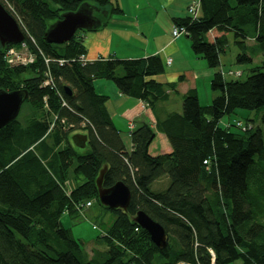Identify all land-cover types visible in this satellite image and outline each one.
I'll return each mask as SVG.
<instances>
[{"label": "trees", "instance_id": "obj_1", "mask_svg": "<svg viewBox=\"0 0 264 264\" xmlns=\"http://www.w3.org/2000/svg\"><path fill=\"white\" fill-rule=\"evenodd\" d=\"M0 2L37 56L34 64L10 66L5 54L12 46L0 47V90L27 92L32 110L27 125L17 118L0 130V264H96L97 254L89 259L61 218L99 202L96 180L105 166L103 187L123 182L131 201L127 211L106 208L116 217L100 238L107 246L100 264H264L263 134L253 132L251 120H239L251 125L247 131L236 123L220 126L239 109L264 107V0H201L199 18L176 21L187 29L193 52L216 71L211 88L217 96L201 106L189 90L183 113L157 123L169 154L151 152L156 130L149 125L131 133L128 152L107 111L108 97L95 91L96 80H111L121 94L154 109L175 90L154 79L166 70L158 55L88 60L84 34L122 13L113 0ZM82 5L94 8L99 26L67 44L46 43L48 28ZM228 34L240 50L238 63H259L244 80L241 72L228 80L221 70ZM260 120L264 125V112ZM78 131L88 136L85 149L70 141ZM165 177L168 187L155 189ZM139 211L165 229L166 248L134 222Z\"/></svg>", "mask_w": 264, "mask_h": 264}, {"label": "crops", "instance_id": "obj_2", "mask_svg": "<svg viewBox=\"0 0 264 264\" xmlns=\"http://www.w3.org/2000/svg\"><path fill=\"white\" fill-rule=\"evenodd\" d=\"M192 1L113 0V4L118 6L122 13L113 16L109 25L97 32L84 34V46L89 61L141 59L158 55L166 70L154 79L163 85L175 86V90L167 91V100L158 102L154 109H150L142 101L121 94L109 80L94 82L96 93L108 97L107 111L128 152L132 151V132L143 125H149L156 130L157 123L164 120L168 114L183 113V96L189 90H196L203 106L200 83L204 84L207 96V105L204 106H209L217 96L211 88L216 71L209 68L207 62L193 52L187 36L174 38L172 35L176 21L188 17V8ZM25 41L12 46L18 48ZM188 83L190 86L185 87ZM76 134L86 135L84 131L75 132ZM150 150L157 154L172 152L168 139L158 130ZM168 185L169 179L165 177L155 182L153 187L164 190Z\"/></svg>", "mask_w": 264, "mask_h": 264}, {"label": "water", "instance_id": "obj_3", "mask_svg": "<svg viewBox=\"0 0 264 264\" xmlns=\"http://www.w3.org/2000/svg\"><path fill=\"white\" fill-rule=\"evenodd\" d=\"M99 24L94 8L82 5L76 12L65 13L62 19L50 26L44 35V41L48 44H67L75 38L79 31L94 30ZM24 41L25 36L18 23L0 2V47L4 49L9 45H17ZM65 91L71 95L69 89H65ZM28 98L29 95L25 91L0 90V130L18 118L22 106ZM72 140L75 146L84 149L88 136L76 134ZM107 170L108 168L105 166L96 180L99 203L110 210L127 211L131 201V191L123 182H118L111 188H104L103 179ZM134 222L149 233L158 248L164 249L168 246L165 229L143 211L136 214Z\"/></svg>", "mask_w": 264, "mask_h": 264}, {"label": "rangeland", "instance_id": "obj_4", "mask_svg": "<svg viewBox=\"0 0 264 264\" xmlns=\"http://www.w3.org/2000/svg\"><path fill=\"white\" fill-rule=\"evenodd\" d=\"M198 1V0H193ZM192 1V2H193ZM200 1V0H199ZM9 7V5H7ZM202 10V9H201ZM201 12V11H200ZM81 32V31H79ZM228 39V47L226 49V53L221 55V70L225 73L232 72H241L243 76L239 79L244 80L250 75V70L254 67V65H259V63L255 64H249V63H238L236 61L237 55L240 53V50L238 46L234 42V36L233 34L227 35ZM228 80L234 79L231 78V76L227 77ZM111 81V80H109ZM112 82V81H111ZM114 84V83H113ZM189 87V83L185 85V87ZM200 93H201V99H202V105L205 104L207 101V96L205 95V86L203 83H200ZM210 88V87H209ZM177 96V94H175ZM177 98V97H176ZM29 102H26L23 104L21 112L18 116V121H20L22 124H28L31 114ZM264 112V107L259 110H243L239 109L237 110L233 115L231 116H225L220 121L221 127H228L229 125H234L239 120H251L254 123V129L253 132H256L257 130H261L263 134L264 139V125L262 124L260 120V116ZM232 131L238 132L239 130L236 127L232 128ZM71 135V142L73 143V136ZM51 138L47 139V143H50ZM74 144V143H73ZM69 180H71L75 177L73 169L69 171ZM82 181V180H80ZM93 203V207L91 208H85L80 207V211L69 214L66 213L62 216L61 222L62 225L71 230V233L73 237L76 240L81 241L83 244L84 251L88 255V258L91 259L93 255L97 254V258L94 259L96 264H100L102 261V256L104 252L107 251V246L105 243L101 241V237L105 235V233L108 231L110 226L113 224L115 220V215L107 210L104 206H102L97 200H91ZM235 264H240V262H236Z\"/></svg>", "mask_w": 264, "mask_h": 264}, {"label": "built area", "instance_id": "obj_5", "mask_svg": "<svg viewBox=\"0 0 264 264\" xmlns=\"http://www.w3.org/2000/svg\"><path fill=\"white\" fill-rule=\"evenodd\" d=\"M200 11H201V0L200 1L199 0L193 1L192 4L188 8V16L192 20H196L200 16ZM172 35L174 38H179L181 36H187L188 31L183 26H175L173 29ZM36 57L37 56L29 50L28 46L25 43L22 44L18 48L13 47V46L9 47L6 51V54H5V59L10 66L34 64L36 61ZM82 59H87V58L85 56H83ZM169 61H171V60H169ZM46 62L48 63V60H46ZM60 63L63 64L64 61H61ZM225 75L233 76V77H239L240 73L239 72H237V73L230 72V73L225 74ZM49 83H50L49 81L45 82L44 86H49ZM45 100H46V98H45ZM63 106H65V104H63ZM236 126L239 127L240 129H242L243 131H247L248 129L252 128L251 125H249L243 121H237ZM206 163L207 162H205V164ZM92 204H93L92 202H88V203L82 205V207L90 208L92 206Z\"/></svg>", "mask_w": 264, "mask_h": 264}, {"label": "bare ground", "instance_id": "obj_6", "mask_svg": "<svg viewBox=\"0 0 264 264\" xmlns=\"http://www.w3.org/2000/svg\"><path fill=\"white\" fill-rule=\"evenodd\" d=\"M22 31V30H21ZM25 36V35H24Z\"/></svg>", "mask_w": 264, "mask_h": 264}]
</instances>
